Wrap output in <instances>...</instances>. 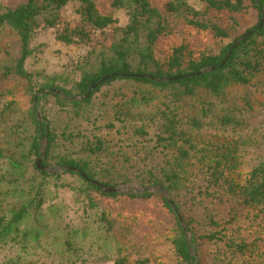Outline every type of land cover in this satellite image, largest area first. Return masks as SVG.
<instances>
[{
	"label": "rangeland",
	"instance_id": "rangeland-1",
	"mask_svg": "<svg viewBox=\"0 0 264 264\" xmlns=\"http://www.w3.org/2000/svg\"><path fill=\"white\" fill-rule=\"evenodd\" d=\"M1 1L14 7L25 0ZM169 1L151 3L163 9ZM94 2L101 13L113 14L118 26L130 22L127 6L116 7L113 0ZM176 3H187L199 13L197 20L220 25L230 36L221 38L211 29L203 32L188 26L191 15L182 9L168 14L171 32L157 40L158 54L171 44L182 43L216 54L258 21L255 11H217L202 0ZM82 6L80 1L67 3L60 11V28L66 23H80ZM58 29L38 30L26 67L38 86L54 82L72 89L108 54V41L115 36L106 28L105 32L95 31L93 42L75 38L65 43L59 39ZM18 55L15 38L1 33V62L10 63ZM144 90L132 80L115 81L96 92L91 104L76 110L59 108L48 96L47 105L43 102L38 107L41 121L49 122L55 137L47 165L43 163L47 160L46 140H42L39 154L31 150L36 125L28 116L29 98L21 91L19 103L8 109V98L0 97V150L5 154L0 159V219L9 221L13 210L30 204L37 192L43 195L39 207L36 202L31 205L20 231L0 244V264H116L122 256L132 264H187L166 238L173 215L163 200L159 196L144 199L127 195L144 189L155 193L162 190L191 219L197 232L210 231L211 219L223 221L236 216L227 224L229 232L254 242L255 250L232 253L223 245H208L199 254L194 252L206 264H264V205L245 206L239 191H230L224 178L215 183L202 161L213 159L218 149L219 158L228 163L223 159L227 146L240 164L243 178L251 169L264 166V71L249 84L226 87L220 96L201 93L206 113L192 99L175 98L168 89L151 91L153 99L142 101ZM60 157L88 160L96 180L111 182L122 191L109 197L94 193L97 204L91 206L83 181L56 165ZM11 158L26 167L16 170L9 162ZM40 158L39 170L48 167L50 174L63 173L62 177L43 180L37 170ZM171 178L173 189L164 191L162 183L168 185ZM103 212L110 213V223L102 220ZM123 214L134 215L137 221L126 222Z\"/></svg>",
	"mask_w": 264,
	"mask_h": 264
},
{
	"label": "trees",
	"instance_id": "trees-1",
	"mask_svg": "<svg viewBox=\"0 0 264 264\" xmlns=\"http://www.w3.org/2000/svg\"><path fill=\"white\" fill-rule=\"evenodd\" d=\"M71 1L83 3L81 22L73 25L66 23L60 28L62 25L60 11ZM202 1L217 11L231 13L255 11L258 21L243 34L227 42L216 54H208L201 49H195L188 43L171 44L164 53L158 54L156 52L157 40L160 35L171 32L168 14L182 11V9L191 15V18L187 19L188 26L203 32L211 29L214 35L221 38H229L230 35L220 25H209L197 20L196 17L199 14L197 11L187 3L177 4L176 0H170L163 9L153 6L151 0H113L114 6L129 8L130 22L126 26H118L113 14L101 13L94 0H25L14 7L0 0V34L5 32L11 34L17 46L19 45L18 57L13 58L7 64L0 60V97L8 98L6 101L8 109L19 103L21 91L29 98L28 116L36 125V135L31 142L33 154L40 153L41 142L46 140L47 160L43 163L50 164L48 159L55 137L49 122L47 120L42 122L38 119V107L43 102L46 106V98L50 95L59 108L76 110L91 104L94 94L104 85L119 80H132L140 87H145L140 98L142 101L147 102L153 99L151 91L168 89L175 98L180 95L192 99L194 104L206 113L205 100L201 97V93L209 92L220 96L230 85L251 83L256 74L264 71V0ZM42 27L60 28L58 37L65 43H72L75 38L84 42H93L95 31L105 32L106 28H111L115 37L112 41L107 40L108 54L101 58L96 68L87 70L74 88L66 89L54 82L38 86L33 80V74L27 69L26 62L32 53L31 41ZM252 30L253 32L249 34ZM103 78L105 80L99 83ZM94 85L96 86L90 96L82 102L68 99L75 94L85 95ZM117 118L121 120L120 113ZM225 149L227 154L223 159H227L228 163L222 162L217 149L213 154V159L202 160L203 167L214 176L215 183H219L224 178V184L229 185L230 191L237 192L238 190L245 206H263L264 166L251 169L243 178L244 174L240 170V164L235 161L232 149L227 146ZM3 158L5 154L0 150V159ZM9 162L16 170H23L26 167L25 163L12 158ZM55 162L56 165L65 168L63 173L76 175L83 181L84 193L88 196L91 206L97 204L94 193L105 197L118 195L117 192H106L101 187L100 184L110 187L114 184L96 180L95 170L88 160L60 157ZM37 170L43 180L48 177L60 179L63 175V173L50 174L47 170H39L38 164ZM172 184H174L172 178L168 185L162 183L163 190L169 192L173 189ZM127 195L144 199L159 196L163 200L164 206L173 215L166 238L170 241L175 254L187 264H206L194 252L199 254L201 250L207 249L208 245L217 247L223 245L228 252L232 253L234 251L245 252L250 248L254 251L256 248L254 242L236 238L232 232H229L227 224L231 223L236 216L223 221L211 219L212 229L210 231L197 232L191 219L186 218L175 201L167 197L162 190L157 193L130 192ZM42 201V193L37 192L30 204L22 205L12 211L9 221L5 222L3 217L0 219V244L10 235L20 231L19 225L30 214L31 205L36 202V207H39ZM121 217L126 222L135 223L137 221L134 215L123 214ZM101 218L110 223V213L103 212ZM116 264L132 263L122 256L116 260ZM139 264L146 263L140 262Z\"/></svg>",
	"mask_w": 264,
	"mask_h": 264
},
{
	"label": "water",
	"instance_id": "water-1",
	"mask_svg": "<svg viewBox=\"0 0 264 264\" xmlns=\"http://www.w3.org/2000/svg\"><path fill=\"white\" fill-rule=\"evenodd\" d=\"M252 32H253V30L250 31L249 34L252 33ZM205 70H203V71H205ZM104 80H105V78H103L99 83L103 82ZM95 86L96 85L92 86L85 95L68 97V99L70 101H83V100H85L86 98H88L90 96V94H91L92 90L95 88ZM62 95H63V97H66L64 94H62ZM38 117H39V120L41 121V115L40 114H38ZM40 163H41V158L38 160V163H37L38 167H40ZM41 169L49 171L48 167H42ZM76 171H79V170L76 169ZM95 183L100 184L97 181H95ZM100 185L106 192H117L118 193V192L122 191L121 188H118V187H110V186H106V185H103V184H100ZM159 189H161V187ZM148 190L149 189L137 190V191H138V193H141V192L148 191ZM183 225H184V222H183Z\"/></svg>",
	"mask_w": 264,
	"mask_h": 264
}]
</instances>
